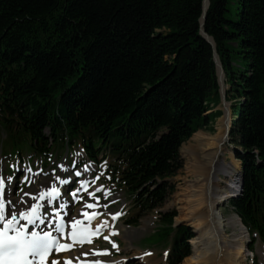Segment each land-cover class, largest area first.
<instances>
[{
	"label": "trees",
	"instance_id": "16d2710c",
	"mask_svg": "<svg viewBox=\"0 0 264 264\" xmlns=\"http://www.w3.org/2000/svg\"><path fill=\"white\" fill-rule=\"evenodd\" d=\"M202 15L203 0H0V132L40 161L77 147L104 161L137 225L174 190L182 143L222 113L203 28L234 102L242 190L229 205L264 246V0H209ZM159 214L181 264L193 232Z\"/></svg>",
	"mask_w": 264,
	"mask_h": 264
},
{
	"label": "rangeland",
	"instance_id": "374dc122",
	"mask_svg": "<svg viewBox=\"0 0 264 264\" xmlns=\"http://www.w3.org/2000/svg\"><path fill=\"white\" fill-rule=\"evenodd\" d=\"M227 88L228 86L225 85L224 89L226 90ZM233 103V100H226V96L224 97V101H222L220 98V102L216 104L213 109L221 110L222 113L216 116L213 121V126L210 128L208 127L207 129H199L197 131H203L208 134H215L218 132L223 120H227L228 124L230 125L233 119ZM193 134L189 139L182 143L180 147L179 152L183 161V166L181 169H179L175 176L170 178V182L174 186V190L169 193L160 207L141 216L136 226H128L124 222V213L126 212L129 205V202L127 201L125 195L121 192L120 189H116L113 187H108L105 190H102L101 185L103 183V180H101V178L98 181L96 180L94 182L92 180L91 182V189L101 186V189H99V192L96 194H100L99 197L93 198L89 195L90 191H87L82 195H76L74 199L70 198V201L73 202L71 203L72 211L74 212L73 215L80 212L81 210L88 212L89 209H92L97 210L101 213L98 218L99 220H109L111 211H122V215L120 216V218L113 221L115 225L112 228L116 231L114 233V236H109L108 240H105V238L102 237L101 239L97 240L94 245L110 249V255L106 256V258L110 260L113 259L114 262L118 264H148V262L145 263L143 261L144 259L142 258L152 257L153 264H169L166 258V252L168 251V249H165L166 245H164L163 241L159 239L158 233H154V230L159 228L160 226L158 218L159 212L175 210L177 212V215L174 219L175 222H179L180 220H182L180 221V223L190 225L194 231V236L188 241V243L190 244V253L181 261V264H189L186 259L188 256L194 255V240H196L198 234L194 230L193 219L176 220L181 214L180 208L178 207L182 205V203L175 202V194H178L179 196V194L183 191V187L188 184L187 182H190L195 177V175H193V172L191 173L186 168V157L183 152L184 147L190 144V139ZM223 143L224 144L222 145L221 149L222 151L220 152L218 159H220V161L222 162L226 163V161H229L228 163L233 164L229 156V153L232 152L231 149L234 151L235 148V144L232 143L231 136L228 135L227 137H225ZM29 152V147L26 143H13L8 140L6 141L5 139H3V134H1L0 132V182H2L0 192H2L5 199L12 200L14 203H16V201L20 198L29 200L33 197L35 198V196L38 197L41 192L45 193L43 197H48L49 195H47V193L56 186L61 185L62 180H67L65 179V177L67 175L69 176L72 170V168L69 167V163L64 164L63 160H60L56 163L55 159L50 161L48 164H46L45 162L42 163L41 161H35L31 154H29ZM20 153L23 154L24 158L20 159ZM81 156V151L79 149H76V152L72 159L74 161V159L79 157L78 161H82ZM57 158L60 159L61 155H59ZM72 159L69 156L66 160L67 162H72ZM19 160L25 165L30 163L32 164H30L32 168L27 165L25 166L26 170L24 169L26 171V176L28 177V179H26V181L23 183L21 182V178H18V183H16L15 181L10 182L11 178L8 176L9 174L13 173V163L18 164ZM37 162L39 163V165H37ZM83 168L85 167H82L80 169ZM21 175H24L23 171L20 173L19 177ZM58 177L59 179H57ZM20 182L21 184H19ZM219 186L221 190L226 189V187L222 185V182H220ZM226 194H229L228 189L226 190ZM43 202L47 203V200H44ZM223 202L226 201L223 200ZM89 204H96L97 208L94 209L92 207H88ZM223 208L224 204L221 205L220 208L222 212ZM42 209L40 213L43 211ZM225 215L228 218L232 215V213L231 211L226 210ZM123 229L139 230L132 233L130 238L126 239L124 237H126L125 234L127 233V231ZM233 230V227H229L227 228L226 232L230 235ZM116 238L119 241V245L117 244V246L114 242ZM246 241L253 249L252 255L254 256V259H256V264H264V247L262 246L260 241H256L255 243H253V245L250 240L246 239ZM76 250H79V248L71 252L74 253L76 252ZM65 255L68 256V253L57 256L55 258V261L63 259L64 257H66ZM250 259L251 255H246L242 264H250Z\"/></svg>",
	"mask_w": 264,
	"mask_h": 264
},
{
	"label": "bare ground",
	"instance_id": "6f19581e",
	"mask_svg": "<svg viewBox=\"0 0 264 264\" xmlns=\"http://www.w3.org/2000/svg\"><path fill=\"white\" fill-rule=\"evenodd\" d=\"M224 73L221 74V84L224 88ZM228 124L227 120H223L219 130L215 134H208L203 131H197L190 139V144L184 147V155L186 157V168L193 175L194 179L187 182L183 191L175 194V202L182 203L180 208L181 214L178 219H193L194 230L198 236L194 240V255L187 257L186 261L189 264H242L245 258L244 242L248 235L234 215L227 219L223 217L221 205L225 202L223 192L220 188V175L223 171V163L218 159L222 151V145L225 139V128ZM233 168H237L235 157L232 152L229 153ZM225 164V163H224ZM217 166V167H216ZM232 176V175H231ZM237 181L228 182L227 189L229 195L235 196L240 190L238 176ZM229 181H232V177ZM181 191V190H180ZM42 193V192H41ZM41 193L32 199H18L16 203L12 200L5 199L2 192H0V201L3 203V218L0 219V230L5 228L7 221L12 213H16L17 220L15 224L23 223L25 219L20 215L21 212L31 214L33 212V205H36L35 214L42 208ZM215 203V200H218ZM15 201V200H14ZM27 202V203H26ZM215 203V204H214ZM213 210V212L211 211ZM80 217V214H75L70 217L69 221ZM182 221V220H180ZM227 224L233 227V232L229 235L226 232ZM94 225H107V234H112L113 229L109 227L110 222L95 221ZM10 228V227H9ZM127 231L126 239L130 238L131 234L139 229H123ZM92 254L90 247H84L80 250L70 253L67 259L57 264H80L82 260L94 259L90 257ZM66 256V255H65ZM148 264H153L152 257L142 258ZM81 260V261H80ZM111 261V260H107Z\"/></svg>",
	"mask_w": 264,
	"mask_h": 264
},
{
	"label": "snow or ice",
	"instance_id": "6c2138e0",
	"mask_svg": "<svg viewBox=\"0 0 264 264\" xmlns=\"http://www.w3.org/2000/svg\"><path fill=\"white\" fill-rule=\"evenodd\" d=\"M57 179H59V177ZM61 183H67V181L62 180ZM0 187H2V182H0ZM58 194L59 190L55 188L47 193L49 196H55ZM44 195L45 193H41V198H43ZM89 195H92V193H89ZM50 202L51 201H49V203ZM92 206L93 205H88V207ZM36 207V205H33V212L31 214L20 213L29 224L35 223ZM3 208L4 205L0 202V219L3 218ZM15 221L16 213H12V220L6 222L3 232L0 233V261H2V264H31L28 260L29 255L33 258L40 257L41 260H43V258L52 250L55 238L48 232L41 235L35 231L28 236L21 229L16 230L15 236H8V229L9 227L14 226ZM41 223H43V221H41ZM62 229L63 224H58L57 231ZM53 264H57V262H53Z\"/></svg>",
	"mask_w": 264,
	"mask_h": 264
},
{
	"label": "water",
	"instance_id": "95a60500",
	"mask_svg": "<svg viewBox=\"0 0 264 264\" xmlns=\"http://www.w3.org/2000/svg\"><path fill=\"white\" fill-rule=\"evenodd\" d=\"M208 4H209V0H203V15L201 17V25L204 22L205 12L207 10ZM201 33L204 36V38L213 46L214 60H215V63H216V66H217V71H218L217 72L218 73V82H219V86H220L219 91H220L221 100L224 101L225 90H224V88H223V86L221 84V74L224 73V71H223L221 62L219 60V56H218V54H217V52L215 50V44L213 42V39L204 32L203 28L201 29ZM241 183H242V181H241Z\"/></svg>",
	"mask_w": 264,
	"mask_h": 264
}]
</instances>
